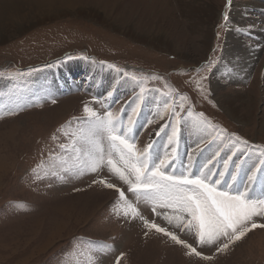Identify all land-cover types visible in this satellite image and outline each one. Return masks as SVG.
Returning a JSON list of instances; mask_svg holds the SVG:
<instances>
[{
    "label": "rangeland",
    "instance_id": "obj_1",
    "mask_svg": "<svg viewBox=\"0 0 264 264\" xmlns=\"http://www.w3.org/2000/svg\"><path fill=\"white\" fill-rule=\"evenodd\" d=\"M226 3L5 2V7H15L0 14V162L6 164L0 173V264H116L117 257L120 264H264V229H254L227 251L217 252L218 244L200 246L194 231H181L175 222L169 224L163 217L165 212L173 214L172 210L157 208V215L150 204H137L145 219L175 233L203 256L213 257L205 260L188 255L185 247L150 231L140 219L114 214L118 193L93 181L115 184L129 200L136 201L107 166L82 175L34 171L50 152L61 151L59 144L70 142L57 131L62 125L63 131L69 132L87 128L86 103L101 115L123 108L126 121L141 86L147 90L146 100L136 117L132 141L138 149L153 143L160 158L164 157L166 133L171 129L165 128L157 136L168 117L161 120L153 112L157 103L161 108L169 99L180 103L178 96H162L168 91L166 84L189 97L182 116H187L191 105L194 113H204L228 133H236L250 145L264 146V0H233L227 30L218 27ZM21 25L25 30L19 31ZM237 29H249L250 36ZM230 35L235 42H230ZM210 58L214 63L209 69L204 65ZM234 67H241V73ZM125 72L147 79L140 85ZM200 76L207 77L202 81L203 94L194 84ZM109 91L112 97L104 100ZM225 99H231L235 111ZM176 110L180 111L179 107ZM149 119L154 122L148 124ZM54 134L57 140L52 139ZM210 139L206 131L182 125L176 174L188 163V154L194 156L193 171L211 159L219 142L208 146ZM230 154L222 152L215 167L222 170V159ZM239 158L241 153L233 160ZM258 163L249 165L248 175ZM261 179L264 169L257 172V188ZM243 183H247V175L241 172L237 184ZM257 222L264 223V219L257 218ZM103 245L110 247L101 251Z\"/></svg>",
    "mask_w": 264,
    "mask_h": 264
},
{
    "label": "snow or ice",
    "instance_id": "obj_2",
    "mask_svg": "<svg viewBox=\"0 0 264 264\" xmlns=\"http://www.w3.org/2000/svg\"><path fill=\"white\" fill-rule=\"evenodd\" d=\"M232 2L233 0H227L222 13V23L218 25L221 29L229 28L228 9ZM251 27L253 26H249ZM237 30L246 32L250 36L249 29ZM217 37H220V32H217ZM213 63L214 61L210 58L204 67L210 69ZM109 67L115 68V65H109ZM116 71L122 70L117 68ZM200 71L201 69H196L197 73ZM17 75H23V73H17ZM124 75L140 85L147 79L127 72ZM151 78L162 79L156 76ZM206 79V76H200L199 79L194 80L196 88L202 94L206 91L202 81ZM165 87L168 91L162 92V96L169 98L178 96L180 103L177 105L175 100L169 99L163 102V108L160 103H157L153 112L158 119L163 120L168 117V121L156 133L157 136L164 132L165 128L171 129L170 133H166L167 143L163 158H160L155 151L153 143L141 150L132 142L135 139L136 117L146 100L147 90L141 86L136 96L135 106L131 108L126 121L121 114L124 111L123 108L116 113L109 110L101 115L86 103L84 122L87 128H78L76 131L69 132L63 131L65 125H62L57 131H62L63 135L69 137L70 142L59 144L61 151L50 152L48 159L41 161L34 171L37 174L44 171L46 175L53 176L61 173L82 175L85 171L95 173L107 166L113 175L128 186L127 191L134 194L136 201L134 203L129 200L125 191L115 184L104 179L93 181L106 188L114 189L118 193V199L113 207L114 214L132 219L138 218L150 231L154 230L156 233L163 234L174 243L185 247L188 255L211 260L212 256H203L195 247L180 239L175 233L145 219L137 204L140 202L150 204L152 211L157 215H160L157 208L172 210L173 214L165 212L163 217L169 224L175 222L181 231L185 229L194 231L198 245L218 244L216 251L225 252L230 245L241 241L254 229H264V223L257 222V218L264 219V179L259 181L258 188L256 186L257 172L264 169V146L250 145L249 141L236 133H228L226 129L213 124L204 113H194L191 105L187 109V116H182L181 112L185 111V102L189 101V97L187 94L176 92L167 84ZM112 95L113 93L109 91L104 100H109ZM53 103H55L54 100ZM102 106L108 107V104L102 103ZM177 107L180 111L176 110ZM153 122L151 119L148 120V124ZM182 125L190 126L197 131H206L211 137L208 146L218 141L219 150L215 151L211 159L197 167L195 171H193L194 156L188 154V163L182 165V170L176 174V161L179 159L177 147ZM67 127H71V122L67 123ZM52 139L57 140L58 137L54 134ZM225 150L231 154L222 159L223 168L219 170L215 167V162ZM200 152L203 153L204 149H200ZM237 153H241V158L234 161L233 157H236ZM256 160H259L256 169L251 170V174L248 175L249 165ZM169 168L173 169V172L170 173ZM241 172L247 175V183L237 184V178ZM109 247L103 245L100 250L103 251ZM89 256L91 257L90 253ZM116 264H120V257H117Z\"/></svg>",
    "mask_w": 264,
    "mask_h": 264
},
{
    "label": "bare ground",
    "instance_id": "obj_3",
    "mask_svg": "<svg viewBox=\"0 0 264 264\" xmlns=\"http://www.w3.org/2000/svg\"><path fill=\"white\" fill-rule=\"evenodd\" d=\"M7 0H0V14L1 15H3L2 13H5L6 11H9L8 9H6V8H8L9 7V9L11 10V9H14V7L15 6H12V5H10V6H7V7H5V2H6ZM44 1V0H43ZM62 1H69V0H62ZM9 2V1H8ZM13 2V1H12ZM50 2H53V1H50ZM6 4H8V3H6ZM206 23H207V20H206ZM23 30H25V27L23 26V25H21L20 27H19V31H23ZM202 33V32H201ZM233 34V33H232ZM204 36V42H207L208 41V34H203ZM2 38H5V36L4 35H2L1 36ZM230 37H231V39H230V42L232 43V42H235L234 41V37L232 36V35H230ZM12 38V37H11ZM3 40H5V39H3ZM157 41H159V42H164L162 39H158ZM229 41V40H228ZM227 41V42H228ZM230 43V44H231ZM229 44V43H228ZM227 45V44H226ZM228 47H229V45H228ZM235 47V43H234V46H233V48ZM232 48V47H231ZM241 49V48H240ZM232 52V51H231ZM238 53V52H237ZM240 53V52H239ZM249 54V53H248ZM230 55H232V53H230ZM243 55H245V54H243ZM243 55H242V57H243ZM237 56V55H236ZM241 56V55H240ZM250 57V56H249ZM231 58V57H230ZM230 58L228 57V61H230ZM240 58V57H239ZM233 61H237V62H239V64H242V60H236V58H234L233 57ZM232 60V59H231ZM245 60V59H244ZM233 61H231V63H232V65H233ZM244 62V61H243ZM246 63V62H245ZM244 64V63H243ZM234 65H235V63H234ZM245 65V64H244ZM247 65V64H246ZM245 65V66H246ZM250 65V64H249ZM240 66H242V65H240ZM234 69V71L235 72H237V73H241V67H234L233 68ZM244 70V69H243ZM246 71V70H245ZM244 73V72H243ZM243 98V97H242ZM232 99V98H231ZM231 99L229 100V99H225V103L226 104H229V105H231V109L233 110V111H235L236 109H235V106H233V104H230L231 103ZM236 113V112H235ZM1 141V140H0ZM5 143V142H4ZM4 143L3 144H1V145H4ZM0 159H2V157H0ZM6 166V164H5V162L4 163H1L0 162V173H2V168H4ZM4 170V169H3Z\"/></svg>",
    "mask_w": 264,
    "mask_h": 264
}]
</instances>
